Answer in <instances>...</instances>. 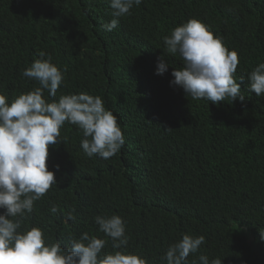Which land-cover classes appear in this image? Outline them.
Returning <instances> with one entry per match:
<instances>
[{"label":"trees","instance_id":"trees-1","mask_svg":"<svg viewBox=\"0 0 264 264\" xmlns=\"http://www.w3.org/2000/svg\"><path fill=\"white\" fill-rule=\"evenodd\" d=\"M112 11L109 0H0V93L11 102L39 87L22 73L43 51L67 69L56 97H44L100 96L124 135L113 157H88L82 131L65 123L64 143L50 146L46 161L57 183L34 202L21 231L40 227L65 248L88 232L111 252L94 217L119 215L126 251L148 264H165L184 234L205 237L190 262L206 255L264 264V97L249 91L247 78L264 63V0H142L106 31ZM191 18L238 53L235 79L245 102L193 100L170 86L183 62L166 52L163 37ZM161 56L169 67L157 75ZM68 212L74 221H66Z\"/></svg>","mask_w":264,"mask_h":264},{"label":"clouds","instance_id":"clouds-1","mask_svg":"<svg viewBox=\"0 0 264 264\" xmlns=\"http://www.w3.org/2000/svg\"><path fill=\"white\" fill-rule=\"evenodd\" d=\"M112 16L104 24L106 31L117 28L120 17L131 14V9L142 0H109ZM166 52L179 55L183 64L171 72L170 86L181 88L186 97L205 99L212 103L221 101L245 102L241 83L235 79L240 62L238 53L229 50L223 38L196 18L180 24L163 37ZM41 51L39 57L22 75L38 82L39 87L18 95L9 102L0 93V264H148L139 254L126 251L128 236L126 222L119 215L94 217L99 231L112 241L111 252L103 251L107 240L82 233L78 239L69 238L67 248L49 242L40 227L21 231L22 222L33 212L34 202L40 200L56 185L55 174L47 167L49 147L60 142L61 128L65 123L82 131L81 147L88 157L109 159L124 144V135L117 117L106 109L100 96L87 92L61 95L49 102L44 97H56L64 81L66 68L52 62L50 54ZM164 56L158 57L156 74L168 71ZM249 91L264 97V63H259L247 76ZM244 76L239 78L243 82ZM64 143V142H63ZM59 171V165L56 166ZM59 206L52 204L55 214ZM75 220L72 212L66 221ZM264 239V234L261 233ZM205 243L203 235L184 234L171 244L162 260L165 264H222V260L209 261L200 255L191 262L190 254L198 252ZM119 249V250H118Z\"/></svg>","mask_w":264,"mask_h":264}]
</instances>
